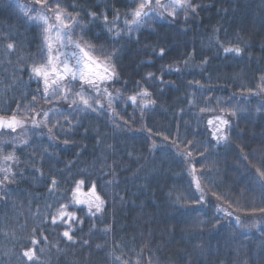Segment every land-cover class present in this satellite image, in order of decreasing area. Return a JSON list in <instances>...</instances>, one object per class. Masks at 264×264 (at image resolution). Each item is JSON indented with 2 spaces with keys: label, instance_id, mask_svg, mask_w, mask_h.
<instances>
[{
  "label": "trees",
  "instance_id": "16d2710c",
  "mask_svg": "<svg viewBox=\"0 0 264 264\" xmlns=\"http://www.w3.org/2000/svg\"><path fill=\"white\" fill-rule=\"evenodd\" d=\"M14 1L0 0V116L26 124L0 130V167L11 170L0 174V264H264V0H190L195 13L115 44L133 0H59L94 56L119 49L111 107L73 114L30 78L42 27ZM117 13L109 33L100 17ZM221 44L242 54L226 57ZM143 90L133 106L128 97ZM142 101L155 103L141 111ZM217 117L229 121L219 143L208 124ZM80 179L105 203L95 216L69 208L83 221L69 241L68 225L51 219Z\"/></svg>",
  "mask_w": 264,
  "mask_h": 264
},
{
  "label": "snow or ice",
  "instance_id": "6c2138e0",
  "mask_svg": "<svg viewBox=\"0 0 264 264\" xmlns=\"http://www.w3.org/2000/svg\"><path fill=\"white\" fill-rule=\"evenodd\" d=\"M35 3L42 7L47 6L48 10L53 12L56 23L50 24L49 18L43 15L39 9H33L36 12V15L28 16V10H24L23 6H21L27 17L26 23L36 24L37 26L42 25V43L39 45L40 61L33 64L30 78L35 79L38 84H43V91L46 97L49 94L50 86L56 85L53 92L57 97L69 101V108H72L73 105H77L75 97L78 96L80 98L79 104H82L84 109L91 108L92 111H97V109L92 107L89 103L92 97H86L85 91L91 89L92 92L97 93V96L102 91L107 93L106 85L113 80L119 79V74L116 68V58L119 49L114 47L110 53L104 55L103 60L97 58L92 54L93 49L90 43L84 39V35H86L84 26L80 24V21L76 19L75 16L65 13L59 0H53L55 7L48 4L47 0H35ZM134 3H136L137 6L133 9L131 14L125 16L124 19L126 27L123 31L129 34L133 31L139 30L148 19L152 18V14L157 13L160 8H171L172 11H170L168 15L173 18H175L176 10L178 8L186 9L190 7L193 13L196 12V7L188 4L187 0H171L168 4H162L161 0H134ZM77 15H79V13H77ZM88 15L91 16L93 21L98 18L96 12H91ZM100 18L103 19L104 27L109 33H113V26L116 24V21L120 19L118 13L111 22L108 21V16L106 14H102ZM72 25H75L80 29L82 34L80 37L73 38L75 29ZM120 37V31L114 32L111 37L114 44L119 42ZM7 47L12 49L13 45L8 44ZM220 48L226 57L229 54L235 56H240L242 54V49L240 47H233L231 45L225 46L224 44H221ZM164 52L165 50L161 48L159 55L163 56ZM206 62L207 61L205 60L204 63ZM175 71H180V69L177 68ZM152 76V73L148 74L149 79ZM65 81L67 83H64ZM77 86H79V91H73ZM108 95L110 96L111 94L109 93ZM138 95L148 96L149 93L147 90H143L137 95L129 96L128 100L131 101L133 106L137 104ZM33 99H35V96ZM154 103L155 101L144 102L141 105V111L147 108L149 104ZM109 104L111 105V100L109 101ZM100 107L103 106L100 105ZM80 110L81 109L78 106L73 109V111ZM201 111H205V109L202 108ZM234 114L235 113H233V115ZM45 117L47 118V113H45ZM216 119L219 120L221 125L229 124V121L220 117H217ZM18 123L20 122L17 121L15 113L8 118L0 116V128L15 131ZM208 124L212 125L213 120L209 119ZM33 125L39 127V124H37L35 120H33ZM49 131H51V129H49ZM217 133H219V135H217ZM212 137L218 143L227 138L221 127L215 128ZM67 142L68 141L65 140V143ZM25 143H27V141H25ZM187 155L190 156L191 152L187 153ZM13 159L14 156L12 154L4 157L5 162ZM3 171L8 173L11 170L5 164ZM261 176L264 177V173H261ZM9 179L10 177L7 174L3 177L4 181H8ZM11 179L14 180V177ZM57 187H59L57 180L53 178L51 180L49 191L53 192ZM85 187L88 188L87 192H83V188ZM261 187L264 188V184H262ZM197 189H199V183H197ZM104 203L105 201L97 193L96 184L92 183L89 186L86 184V179H80L75 182L71 203L62 204L57 210V214L52 217L51 223L57 225L59 222H63L68 225L67 230L63 231L62 235L69 241H72V222L77 221L82 224L83 221H78L76 212L74 210L69 211V208H78L82 205L87 206L89 215L95 216L96 213L103 210ZM93 207L95 211H93ZM260 211L264 212V208L260 209ZM239 224L240 220L237 218V225ZM32 243L36 244L37 241L33 240ZM24 256L29 260H32L34 253L31 250L25 251Z\"/></svg>",
  "mask_w": 264,
  "mask_h": 264
},
{
  "label": "rangeland",
  "instance_id": "374dc122",
  "mask_svg": "<svg viewBox=\"0 0 264 264\" xmlns=\"http://www.w3.org/2000/svg\"><path fill=\"white\" fill-rule=\"evenodd\" d=\"M134 1V0H133ZM171 2V0H161V3L162 4H168V3H170ZM34 3H35V1H33V0H28V3H22V2H20V1H18V0H15L14 1V4L17 6V8H19V10L25 15V12H24V10H28L27 11V15L28 16H34V15H36V12L33 10V9H39L40 11H41V13L43 14V15H45V16H47L48 18H49V23L50 24H55L56 23V21H55V17H54V14H53V12L52 11H50V10H48L49 12H47V11H45L44 10V8H46V6H40V5H37V6H35L34 5ZM187 3L188 4H190V0H187ZM30 4V5H29ZM136 6H137V4H135ZM21 6H23V9L24 10H22V7ZM191 10V8L189 7V8H186V9H181V8H178L177 10H176V15L175 16H177L178 14H181V15H184L186 12H188V11H190ZM170 11H172V9L171 8H160V9H158V11H157V13H153L152 14V18H150V19H148L147 20V22L146 23H144L140 28H139V30H141L142 28H149V27H151L154 23H156V22H160V21H163L165 18H173L172 16H169L168 15V13L170 12ZM26 17V16H25ZM27 18V17H26ZM34 25H36V24H34ZM41 27H42V25H40ZM125 27H126V25H124V27L122 28V32H121V34H124V35H134V34H136L139 30H137V31H133L132 33H126V32H124L123 31V29H125ZM64 83H67L66 81L64 82ZM42 84V83H41ZM42 87H43V84H42ZM102 87H104V86H102ZM56 88V85H51L50 86V88H49V94H48V97L50 98V99H59V97H57L56 96V94L53 92V89H55ZM73 91H79V86H77V88L76 89H74ZM111 94V92L107 89V93H104L103 91L97 96V93H95V92H92L91 91V89H87L86 91H85V96L86 97H92V99H90V101H89V103L92 105V107H95L96 109H97V111H92L91 110V108H88V109H84L83 108V105L82 104H79V97L77 96V97H75L76 98V100H77V105H73L72 106V108H69V101H66L67 102V104H68V109H64L65 111H67V113L69 114V113H71V114H73L74 112H87V113H91V112H98V111H101V110H105V109H107V108H110L111 107V105L109 104V101L111 100V104H112V100H113V98H112V94L109 96L108 94ZM145 101H146V99L145 98H143ZM97 100H98V102H97ZM144 102L142 101L141 102V105L143 104ZM100 105H102L103 107H100ZM79 107L81 110L80 111H73V109L74 108H76V107ZM222 118V117H221ZM17 119V121H19L20 123H18L17 125H16V129H19V128H21V127H23L25 124H26V122L25 121H22V120H20V119H18V118H16ZM223 119V118H222ZM213 120V124L212 125H210V128H211V131H212V133H213V131L215 130V128L216 127H221L222 129H223V132H224V134L226 135V125H221L220 124V122H219V120L218 119H216V118H213L212 119ZM0 130H7V131H11L10 129H6V128H0ZM217 135H219V133H217ZM223 141V140H222ZM0 174H4L3 173V168L2 167H0ZM83 206V205H82ZM85 207H87V206H85ZM93 209H94V207H93Z\"/></svg>",
  "mask_w": 264,
  "mask_h": 264
}]
</instances>
